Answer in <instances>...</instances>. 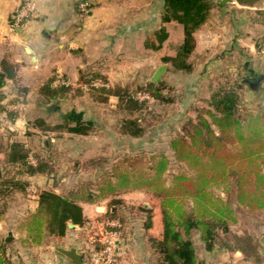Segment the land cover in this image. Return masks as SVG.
Wrapping results in <instances>:
<instances>
[{"label": "trees", "instance_id": "trees-1", "mask_svg": "<svg viewBox=\"0 0 264 264\" xmlns=\"http://www.w3.org/2000/svg\"><path fill=\"white\" fill-rule=\"evenodd\" d=\"M87 1L92 9L94 4ZM237 1L243 5L264 2ZM214 5V0H161L162 23L176 21L184 26L182 43L175 55L162 58L164 64L186 74L195 71L198 63L193 58L197 47L196 32L209 21ZM78 8L81 12L80 6ZM168 37V29L161 25L148 35L146 47L159 50ZM263 40L264 36L257 41L259 52ZM101 63L99 60L84 71L76 86L66 82L54 85L56 77L53 76L40 87L39 93L44 103L54 100L64 103L88 95L96 103L106 105L112 96L117 97L112 113L122 115L117 130L120 137L126 138L125 147L129 152L119 165L107 156L76 160L74 174L87 172L89 168L93 173L86 182L65 194L49 187L41 189L37 208L24 222L25 242L41 245L47 237L61 239L71 230L70 223L88 232L91 240L94 222L85 216L80 202H96L113 196L111 207L96 220L120 221L121 227L116 228L120 233L130 225L131 231L123 233L125 239L133 234L142 250L149 253L151 264H204L194 238L196 235L204 252L219 248L239 250L247 258L262 262L259 238L251 232L239 235L231 226L238 222L240 208L250 214L264 211V122L259 117L247 119L245 115L251 109L249 91L260 88L264 73L222 75L212 88L208 106H192L197 113L196 119L188 118L183 132L170 138V153H167L164 150L147 151L143 137L161 120V113L154 105L177 103L179 98L174 88L164 81L153 82L152 79L144 84L112 83L109 75L101 70ZM8 80L19 81L17 66L3 57L0 60V90ZM96 80H101L103 85H95ZM15 87L17 92L10 101H25L28 89ZM140 94L145 96L140 97ZM6 97L7 94L0 92V101ZM0 110L6 111L13 120L18 116L17 110L9 111L4 105H0ZM30 123L45 133L67 131L90 135L103 129L94 120H82V115L57 123L40 116ZM134 139L139 141L136 145ZM31 150L23 140L0 145L5 162L13 167L8 176L0 171V195L10 191L27 193L29 178L34 176H42L48 181L53 178L54 187L62 184V176H56L53 145L33 154L35 164L29 160ZM177 163L186 165L192 174L177 172L168 184L165 174ZM123 164L126 165L124 168ZM133 190L145 191L159 201L161 226L155 210L129 205L119 196ZM216 190H223L227 198L217 194ZM2 214L0 210V220ZM156 225L158 233H154ZM82 236L81 250L87 242ZM8 244L3 242L0 248V264H13L8 256Z\"/></svg>", "mask_w": 264, "mask_h": 264}, {"label": "crops", "instance_id": "crops-1", "mask_svg": "<svg viewBox=\"0 0 264 264\" xmlns=\"http://www.w3.org/2000/svg\"><path fill=\"white\" fill-rule=\"evenodd\" d=\"M23 1L25 0H0V60L3 57H7L16 64L19 79L18 82L8 80L0 92L7 94L4 100L9 101L17 92L15 86L27 88L28 93L25 100L27 110L32 113L35 112V119L42 116L52 123L61 122L59 118L62 119V113L67 111L73 112L71 110L73 106L71 107V105L74 104L78 107V99L82 97L64 103H58L54 100L56 104L51 111H48L47 107L49 105L47 106L46 104H52L53 101L44 103L43 97L39 92L40 87L51 77H56L54 85L66 82L67 84L76 86L82 73L100 60L101 64H103L101 70L106 72L110 78L111 74H113L112 65L115 62L116 67L117 65L118 67L122 66L128 59L129 61L132 60V65H139L144 60L142 55H140L141 53H160L168 40H179L178 49L184 38L182 34L177 35L179 38H172L173 31H171V27H174L173 21L162 23L161 0H91L94 7L91 9V13L87 15L79 11V0H31L37 6V13L26 21L20 30L12 32L11 16L16 7ZM222 2L223 0H214L215 5L211 11L209 21L196 32L197 47L193 58L198 63L195 71L192 74H186L176 70V73L186 75L187 79L190 77L194 79L207 78L211 81L215 77L218 78V76L226 75L227 73L240 72L241 75L246 74L247 76L264 73V63L261 61V55L257 48V41L264 36V2L256 5H243L237 0L227 1L226 3ZM169 24H171V27L168 28L169 37L163 47L159 50L146 47L148 35L161 25L167 28ZM139 40H142L141 45ZM136 42L139 44L138 48L141 47L142 50L136 48ZM125 46L126 48L123 49ZM128 47L133 50L131 55H125ZM176 51L170 55H175ZM194 86V81L188 85L190 89H195ZM252 92L256 98H253ZM262 94H264V81L261 83L260 88L249 91L248 98L251 108H258L259 114L262 113L264 115V106L262 104L264 101L261 100ZM89 101L90 105H99L92 99ZM41 110L42 112L45 111L44 114L40 112ZM0 113V125L2 126L5 123V125H8L7 129H9L7 132H2V128L0 129V135H2L0 136L1 141H3V136L5 143L21 140V138L18 139L20 135L16 131L19 134L25 135L26 132L20 130V128L27 127L30 124L31 117L27 120L22 115L17 116L13 120V118L8 117L2 111ZM79 113L82 114L83 111L81 110ZM88 119L94 120L98 126H102L103 128L96 131H99L101 133L99 137L103 136V138L100 137L98 142L91 145H87L85 139L96 134V132L90 135L66 131L52 133H69L74 139L81 141L76 147L80 150L79 154L83 155L88 151H94V154L90 157L110 156L111 154L108 155V146H113L114 139L113 131L107 125L111 122V119L104 118V120H99L93 117L86 119L84 115L82 116V120ZM36 130L40 132V130ZM23 141L28 145L26 139ZM50 142L46 143L47 145L45 146L48 148L51 144L57 150L55 138L51 137ZM36 177L45 179L42 176ZM64 180L62 179V184L55 187L53 178L49 179L45 187L36 186L37 191H33V197H36V204L31 206V210L34 211L38 206L39 191L41 189L49 187L53 188L57 193L64 194L61 191L62 189L67 187L68 189H72L74 187V185L72 187L67 185ZM31 185L33 184L29 185L28 191L31 189ZM128 193H123L119 196L128 200V197H131L128 196ZM131 195L133 197L139 194L133 193ZM112 198L113 196H110L96 202L81 201L80 204L83 207L85 216L90 218L95 224L101 221H97L96 218L108 211L107 201L109 199L112 200ZM256 215L260 214L256 213ZM249 221L252 224L257 222L256 219L251 218ZM253 228L245 230L243 233L237 231L235 233L243 235L246 232H251L256 235L258 232L254 231ZM81 229L75 225V227H72L68 231L65 237L61 239L51 237L57 243L45 246L43 244H23L25 240L15 236L13 240V264H76L72 259L57 251L55 244L65 246L76 245L81 251ZM260 230L264 234V227ZM133 236L131 234L127 241L125 238H120L121 249L123 250L121 253L128 254V252L134 251L128 254L131 255V253H136L138 250L139 254H141L140 249L142 250V248L137 244ZM262 237L264 235L259 238L260 244ZM127 242H132V247H127ZM123 246H126V250ZM258 251L262 258V262L259 263L247 258L239 250L229 251L219 248L211 252H204V255L205 259L208 260L207 264H215L213 261H209V259L214 255L216 256V254L220 255L221 260L216 264L226 263L234 260L235 257H239L246 264H264V253L260 252L259 246ZM81 252L84 256V252ZM144 256L145 253L143 254ZM86 262L84 259L83 264H86ZM144 262V264H151L148 261L146 263V260ZM115 264L122 263L116 262Z\"/></svg>", "mask_w": 264, "mask_h": 264}, {"label": "rangeland", "instance_id": "rangeland-1", "mask_svg": "<svg viewBox=\"0 0 264 264\" xmlns=\"http://www.w3.org/2000/svg\"><path fill=\"white\" fill-rule=\"evenodd\" d=\"M172 24L174 25V27L173 26L171 27V24L167 26V29L171 27V31H173L172 38L173 39H176L177 37L179 38V36H177L178 34L180 35L182 34L184 36V26L176 21H173ZM141 41L142 40H139L140 45H141ZM178 43H179V40H168L165 43L164 48L160 51V53H155V54L154 53L152 54L141 53L140 55H142L144 60L141 62V64L139 63V65H136V66L132 65L131 63L132 60L129 61V59L126 60V62H124L122 66L120 67H118V65L116 67V64H115L116 62H115L112 65L113 74H111L112 76L110 77V81L112 83L120 82V83H126V84L130 82L131 83L136 82L137 84L147 83L150 79H152V76L154 75L157 68L161 66L162 64H164L162 58L164 56L173 54L177 49ZM136 46H137L136 48H138L139 46L137 42H136ZM124 48H126V46L123 47V49ZM138 50H142V48L139 47ZM132 53H133V50L130 47H128L125 55H131ZM261 59H262L261 61L264 63V57L262 55H261ZM121 68H124V69H121ZM117 70H118V73H117ZM219 78H222V76L220 75L218 76V78L215 77L213 81L207 78L194 79L193 77H190L189 79H187L186 75H181L179 73H176V70L173 67H171L169 64H167V68L159 81H164L168 85L172 86L174 88L175 94L178 96L179 99L177 103L175 104H170V105L155 104L154 105L155 110L158 113H161V120L155 123L156 127L149 128L148 134L145 137H143V140L145 141L144 143L145 149L147 151L154 150L156 152H161L164 150V151H167V153H170V150H169L170 138L176 135L177 133L183 132L182 127L188 118L196 119L197 113L191 109L194 104H196V106H199V107L208 106V99L210 98L211 90L217 85ZM192 81H194L195 83V86H194L195 89H192V88L190 89L188 87V85H190ZM210 84H214V85H210ZM252 94L253 96L255 95L253 92ZM261 97H262L261 100L264 101V94H262ZM253 98H256V96H254ZM78 100H79L78 107H76V105L74 104L71 105V107L73 106L72 108L70 107L71 110L75 112H71V114L65 120L69 118H73L76 115L77 116L84 115L86 119L91 118V117L98 118L99 120H104V118L111 119V122L108 123L107 127L113 131L114 140H113V146H108V155L110 154L111 155L107 157L110 158V160H113L114 164L119 165L124 159L125 155L129 151L127 147H125V145H127L126 138L120 137L118 130H117V125L122 115L121 113H112V109L116 108V105L118 102L117 97L112 96L108 104L106 105L99 104L98 106L94 104L90 105V101H89L90 99L88 95L83 96L82 98ZM258 100H259V97H258ZM50 104L51 103L46 104V105L50 106ZM262 104L264 106V103ZM81 110L83 111L82 114L79 113ZM40 112H42V110ZM44 112H42V114H44ZM259 113H260L259 109L256 107H253L250 109V111H247L245 115H247L246 116L247 119H249L251 116L256 117L255 119L259 117V120L261 122H264V115L262 113L261 114ZM22 115L26 117L27 120H29V118L31 117L30 119L31 121H34L35 116H36L35 112L32 113L31 111L27 110V108L25 110L18 111V116H22ZM59 120L65 121L64 119H60V118ZM0 122H1V119H0ZM7 126L8 125H5V123L2 126L0 125V129L2 128V132H7L9 130L7 129ZM20 130H24L26 134L22 135V134H19L18 131H16V133L20 135L18 136V139L19 138H21V140L26 139V141L28 142V148L32 149L31 150L32 155L36 151L45 149L46 148L45 145H47L46 143L50 142L51 137L55 138V145H57L56 146L57 150L54 155V161H55L54 163H56V176L58 177L62 176V178L65 179L64 182H66L67 185L71 187L74 185L75 188H78L80 184L82 182H86L88 180V177H90V174L93 173V170L89 168L87 169V172L83 171V172L74 174L75 173L74 169H76L75 168L76 160L89 159L90 156L94 154L93 153L94 151H88L87 153H85L88 155L79 154L80 150H78L79 148H76V147L78 143H81V141L74 139V137L69 135V133L60 134V133H52V132L45 133L43 131L39 132L34 128V126L31 123L27 127L20 128ZM100 134L101 133L98 131L96 132V134H93L87 137V139H85L87 141V145H91L95 142H98V140H100L99 138L101 137V136L99 137ZM101 138H103V136ZM1 140L2 139L0 137V145L5 143L4 136H3V141ZM133 142L136 145L137 142L139 141L137 139L136 140L134 139ZM122 166H123L122 168H124V166L126 165L123 164ZM12 168H13L12 166H9L5 162L4 153H0V171H2V173H4L5 176H8L7 174L10 173ZM180 171H186L189 174H192V171H190L186 165L178 164V163L174 164L171 167V169L165 174L167 183L170 184L172 175ZM29 181H30V184L32 183L33 185H36L38 187L40 186L45 187L46 184L49 182L48 179H41L36 176L29 178ZM70 190L71 189L70 188L68 189L67 187L65 189H62L61 191L65 194V192L67 193ZM127 192H129L128 196H131V197H128V200H126L127 204L136 205V206L138 205L144 206V204H147L149 208H152L153 210L156 211V219H157V222L161 226L159 201L145 191L133 190V191H127ZM127 192H123V193H127ZM123 193H120V194H123ZM133 193L139 194V195H134L132 197L131 194ZM216 193L221 195L225 199L227 198V194L223 190H216ZM33 194H34L33 191L29 189V191L27 190V193L25 194L19 191H10L8 194L4 196L0 195V210L3 211V214L0 220V248L3 242H7L5 238L9 234L10 231H12L15 234V236L21 238L22 240L26 239V235H25L26 231L24 229V222L27 216L29 215V213L32 211L31 206L36 204L35 202L36 197H33ZM107 205L109 209L111 207V199L107 201ZM257 214H260V215L247 213L243 209L240 208L238 222L236 224H233L231 226V229L234 232L237 231V232L243 233L245 230H250L254 227L253 230L258 232L256 233L255 236H259L258 238H260L262 235H264L262 230H260L261 228L264 227V211H262V213L260 212ZM250 218L256 219L257 221L255 223L256 225L252 224V222L249 221ZM82 230L83 229H81V235H83L82 236L83 239L85 238L87 242L83 243L84 249L81 251H83L85 254V262L86 261L89 262L90 258L88 255L92 251L93 245L95 247H97L96 245L100 247L101 243L99 241L92 243L91 240L88 238V235L90 234L88 232H85V230L83 231ZM99 230H101V227L99 226V223L96 222L95 224H93V229L91 233L93 235H96V237L98 238L100 237ZM130 231H131L130 225H128V227L125 229L124 232L121 231L120 233L118 231L120 238L124 239L125 238L124 234H128ZM158 232H159V227H157L156 225L154 233H158ZM194 238L197 243L200 258L201 260L204 261V264H207L208 260L205 259L204 251L202 249V244L199 240L198 235H196ZM7 243H9L7 246L8 256H10L13 262V240ZM53 243H57V242H54L52 238L47 237L45 238L43 245L44 246L52 245ZM23 244L33 245L34 243L23 242ZM131 245H132V242H129V243L127 242L126 244L127 247L128 246L132 247ZM126 246H123V248H125ZM121 247L122 245H120V249ZM259 249L264 250V244L259 243ZM122 251L123 250L121 249L120 250L121 255L117 258V261H116L122 264H144L145 263L144 260H146V263H147V261L149 262L152 259L150 258L149 253H146L144 250H141V249H140L141 254H139L138 250L136 253H131V255H128V254L134 251H130L128 252V254L121 253ZM143 252L146 253L144 257H143V254H144ZM210 260L216 264L220 260V255L216 254V256L214 255L213 257H211V259H209V261ZM223 264H246V263L243 260H240L239 257H235L234 260H230Z\"/></svg>", "mask_w": 264, "mask_h": 264}, {"label": "built area", "instance_id": "built-area-1", "mask_svg": "<svg viewBox=\"0 0 264 264\" xmlns=\"http://www.w3.org/2000/svg\"><path fill=\"white\" fill-rule=\"evenodd\" d=\"M80 10L83 14L87 15L91 12L90 2L87 0L80 1ZM37 13V6L31 0H25L21 2L16 9L14 10L11 16V31L17 32L22 28V26L31 19ZM261 55L264 57V40L260 49ZM95 85H103L101 80H96L94 82ZM143 97L145 95H139ZM0 105H4L5 108L9 111L17 110L22 111L25 110L27 105L23 100H19L16 103L11 102L10 100L0 101ZM1 112V110H0ZM2 113H6V111H2ZM7 114V113H6ZM1 116V113H0ZM29 160L31 163L35 164L36 160L32 154L29 156ZM32 191H37L36 185H31ZM121 223L115 219L105 218L99 222V226L101 227L100 237H96V235L91 236V241L96 242L99 241L100 248H96L93 245L92 251L90 252L89 262L86 264H115L117 258L120 256V235L116 228L121 227Z\"/></svg>", "mask_w": 264, "mask_h": 264}, {"label": "water", "instance_id": "water-1", "mask_svg": "<svg viewBox=\"0 0 264 264\" xmlns=\"http://www.w3.org/2000/svg\"><path fill=\"white\" fill-rule=\"evenodd\" d=\"M227 1H231V0H223L222 3H226ZM166 68H167L166 64H162L161 66H159L157 68V70L155 71L154 75L152 76V81L158 82L161 79L162 75L164 74ZM55 104H56V101H53V103L47 107V110L51 111V109L54 107ZM70 114H71V111H67L65 113H62L61 118L65 120ZM144 207L149 208V206L147 204H145ZM69 227H71V228L75 227V224L70 223ZM14 239H15V235L12 231H10L9 234L5 238V240L7 242L14 240ZM261 243L264 244V237H262ZM55 249L57 251L63 253L64 255L69 257L70 259H72L76 264H83V254L79 250L78 246H76V245L65 246V245L55 244ZM260 252L264 253V250L260 249Z\"/></svg>", "mask_w": 264, "mask_h": 264}]
</instances>
